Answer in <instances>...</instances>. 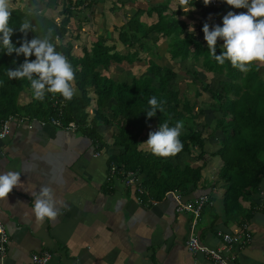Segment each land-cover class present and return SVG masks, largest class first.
<instances>
[{
    "label": "trees",
    "instance_id": "trees-1",
    "mask_svg": "<svg viewBox=\"0 0 264 264\" xmlns=\"http://www.w3.org/2000/svg\"><path fill=\"white\" fill-rule=\"evenodd\" d=\"M99 1L103 0H68L62 9V18L58 24L54 17L47 16L38 9L41 4L47 9H54L58 7L57 0H24V5L29 10H23L24 7L20 5L11 8L10 26L14 29L11 40L16 47H19L25 38L19 27L22 22L28 20L36 31H29L26 38L29 41L35 36L42 38L51 30L56 50L68 59L75 70L74 85L77 91L63 108V122L75 121L78 129L91 140L94 150L107 147L106 141L97 130L103 125H112L110 136L115 151L109 152L108 166L113 163L117 171L136 173L145 190L142 195L144 200H161L169 190H176L189 198L201 183L202 170L207 163L218 161L214 170L215 182L223 180L227 184L223 196L224 215L228 220L238 223L249 219V215L245 213L247 211H244L238 199L251 198L254 195L257 206L258 188L264 178V77L259 68L252 66L250 71L241 72L228 60L222 65L219 64L208 51L207 43L195 35L194 31H189L186 22L176 17V14L181 13L180 10L165 13L169 9L170 0H162L146 9L132 7L131 17H123L121 25L111 26L113 31H119L120 42L128 48L126 52L122 53L114 44L107 43L110 40V32L107 31L97 35L96 40L90 42V46L83 45L82 55L75 57L71 54L73 42L66 40V37L69 38L70 18L77 16V11H73L71 7L86 6L88 13L83 15V20L91 22L94 17L93 8ZM129 1L113 0L109 11H120ZM202 3L203 0H192L190 5L202 11L211 7L214 9L211 11L216 14L215 7L211 4L205 7ZM107 12L103 10V16ZM144 12H156V21L150 24L141 22L139 16ZM109 19L110 16L107 17V20ZM78 27L81 28V25ZM160 37L169 39V59L179 67L181 62L192 59L200 62L205 72L218 76L217 88L199 80L203 82L201 91L208 92L213 101L211 107L220 114L215 116L208 135H204L203 130L207 129L209 124L196 122V118L204 113V109L201 107L195 111L194 104L187 97L181 96L183 89L180 91L172 83L178 71L157 61L160 56L156 43ZM219 41L218 39L216 46L217 55L224 50L218 44ZM144 47L150 50L149 54L154 51L147 59L148 67L144 74L134 76L129 81H118L102 73L108 71L111 65L143 61L146 58V55H143ZM131 48H134L133 51ZM28 59L34 60L35 56ZM24 60L23 55H8L0 44V124L7 116L16 113L30 119L44 120L57 115L53 101L55 98H61L60 94L45 92L44 99L39 100L34 97L30 82L26 78L9 80L7 69L14 70ZM189 73L194 77L193 82L198 80L199 72L196 69ZM22 91L27 92L31 99L26 104L17 101ZM202 92L196 91V94L200 95ZM153 96L158 101L165 102L164 113L157 110L154 117L148 118V101ZM165 121L170 127L175 126L177 121L183 122L184 131L180 135L182 151L175 156L159 157L140 149L141 135H148L149 124L154 122L156 131ZM87 122L90 124L86 125ZM198 126L202 128L199 129ZM207 143L217 148L208 151L205 149ZM186 153L202 163L197 166L183 163L180 159ZM174 204L176 206L175 202Z\"/></svg>",
    "mask_w": 264,
    "mask_h": 264
},
{
    "label": "crops",
    "instance_id": "crops-1",
    "mask_svg": "<svg viewBox=\"0 0 264 264\" xmlns=\"http://www.w3.org/2000/svg\"><path fill=\"white\" fill-rule=\"evenodd\" d=\"M161 1L130 0L129 4L120 8L119 15L109 11L112 5L109 1L108 7L95 8L94 13L109 25L118 24L112 18L118 16L122 21L123 17H131L133 10L130 8L146 9ZM16 4L26 8L24 0H11L10 7L15 8ZM39 7L47 15L46 7L43 4ZM212 7L216 8V14L211 11L214 10L211 7L207 11L193 5L182 8L179 0H170L165 13L180 10L181 13L176 14V17L188 24L189 31H193L190 27L194 29L195 35L205 43L202 31L205 23L209 24L211 30L215 25L223 26V16L229 11L236 14L247 12V9L227 5L225 0H220L218 6ZM103 10L108 11L104 16ZM95 18L87 25L94 26ZM139 19L147 24L154 23L157 13L144 12ZM82 21L83 17L79 16L78 25H82ZM108 38V44H117L118 47L113 37ZM115 39L120 42L119 31ZM168 40L160 37L156 43L160 56L157 61L174 69L177 63L169 59ZM218 44L222 47L223 41L220 40ZM81 55L82 50L75 57ZM148 58L146 55L143 61L126 65L129 70L124 71V75L129 74L131 79L144 74ZM119 66L124 67L121 64L111 65L108 71L102 73L111 77V68ZM252 66H257L264 77V63L255 62ZM29 100L26 92L19 93L18 103L26 104ZM31 124L32 127H28L24 122L14 127L8 137L0 139V174L5 171L21 173L18 188H14L5 201H0V222L8 236L6 254L0 259V264H31V256L42 251L51 254L49 264H214L203 253L188 250L186 240L190 233L191 216L186 212H176L170 197L152 199L153 202H149L151 198H148L139 202L137 197L142 195L135 192L134 186L124 185L121 178L108 179V157L109 152L114 151L113 146L106 142V148L94 150L91 140L80 129L52 125L41 127L35 121ZM141 137L139 148L150 153L151 150L143 143L148 138H145L146 135ZM96 152L99 155L95 156ZM180 160L192 166L202 163L188 154H184ZM217 163H207L202 170L201 183L188 196L206 195L210 201L202 210L194 234L201 243L215 247L220 243L215 234L217 229L231 233L248 231L250 242L230 249L235 263L264 264V178L258 188L260 194L257 206L254 195L238 199L249 219L243 223L228 220L223 213V196L227 184L223 180L215 182ZM42 186L50 187L59 201L58 215L55 219L45 218L43 222L37 223L33 208L35 194Z\"/></svg>",
    "mask_w": 264,
    "mask_h": 264
},
{
    "label": "clouds",
    "instance_id": "clouds-1",
    "mask_svg": "<svg viewBox=\"0 0 264 264\" xmlns=\"http://www.w3.org/2000/svg\"><path fill=\"white\" fill-rule=\"evenodd\" d=\"M227 5L236 9H247V12L236 14L229 11L223 16L222 25L211 28L208 23L203 25L202 31L207 42L208 51L219 63L225 60L238 68L241 72L251 70L255 62L264 63V0H225ZM182 8L190 5L191 0H179ZM207 6L212 0H203ZM11 0H0V44L6 49L8 55L15 53L23 55L25 60L14 70L7 69L6 75L11 79H27L30 82L34 97L43 100L45 92L60 94L65 100L70 101L76 94L74 85L75 70L68 59L56 50L52 42L50 30L42 38L35 36L30 41L26 38L29 31L36 29L28 20L22 22L19 31L24 34V39L19 47L11 40L14 29L10 26L12 10ZM194 10V8L192 9ZM194 31L191 27L189 28ZM222 40L224 49L220 55L216 54L217 41ZM34 60H29L31 56ZM150 110L146 111L148 118L156 115L159 110L164 113V101H158L153 96L149 101ZM184 128L182 121H177L170 127L167 121L160 124L158 130L150 131L148 139L143 142L148 146L153 155L159 157L175 156L183 149L180 135ZM21 173L5 171L0 174V201H5L14 188L20 185ZM56 199L53 191L48 186H42L35 194L33 212L37 223L48 219H55L58 215Z\"/></svg>",
    "mask_w": 264,
    "mask_h": 264
},
{
    "label": "built area",
    "instance_id": "built-area-1",
    "mask_svg": "<svg viewBox=\"0 0 264 264\" xmlns=\"http://www.w3.org/2000/svg\"><path fill=\"white\" fill-rule=\"evenodd\" d=\"M220 0H212L210 3L212 6H218ZM205 5L204 3H202ZM61 98H55L53 101V107L57 112V115H52L48 119H30L29 117L22 114H12L7 116L0 124V139H4L8 137L13 131L14 127L21 126L24 122L26 126L32 127L31 122L35 121L41 127L46 125H52L58 128H65L76 130L78 129V125L75 121H70L68 123H64L61 115L63 113V108L67 102L61 95ZM90 123L87 122L86 125ZM99 155V152L95 153V156ZM108 179L113 178H121V181L124 185L134 186L135 192L144 194L145 190L141 186V179L138 177L136 173L133 171H117V167L115 164H110L108 166ZM260 194V193H259ZM166 197H170L175 203V211L186 212L191 216V221L189 225L190 233L186 240L187 248L190 252L203 253L210 261L214 264H236L235 257L231 254L230 249L233 246H239L244 243L250 242L251 235L248 231H239L235 233L227 232L222 229L216 230V237L220 240L218 246L212 247L206 244L201 243L198 236L194 234L195 225L197 224L202 209L205 204L209 203V199L206 195H199L195 198H187L182 195L180 192L176 190H169L165 193ZM139 202L143 201V197H137ZM149 202H153L152 199L148 200ZM244 225H242L243 227ZM241 227V228H242ZM8 244V236L5 230L4 225L0 222V259L2 260L6 254ZM51 258V254L48 251H42L40 253H35L31 256V264H49Z\"/></svg>",
    "mask_w": 264,
    "mask_h": 264
},
{
    "label": "rangeland",
    "instance_id": "rangeland-1",
    "mask_svg": "<svg viewBox=\"0 0 264 264\" xmlns=\"http://www.w3.org/2000/svg\"><path fill=\"white\" fill-rule=\"evenodd\" d=\"M109 1L110 0L99 1L98 4L96 6H94L93 9L104 8V5H105V7L106 6L108 7ZM110 2H113V0H111ZM57 3H58V7H54V9H47L46 8V13H47V15L52 16V17L56 16L55 19H58L56 22L59 23L60 19L62 18V9L64 8L65 5H67V3H65V0H57ZM129 3L130 2H126L125 5H127ZM118 5H120V4H118ZM16 6H17V4H16ZM39 8L40 7H38V9ZM24 9H26V8H24ZM73 11H77L76 15H79L78 12L80 11V16L83 17L84 14L88 13V8L86 6L82 7L80 5L77 8L73 9ZM59 12L61 13L60 15L58 14ZM119 14H120L119 11H116V15H119ZM129 15L130 14L128 13V17H129ZM94 16L96 17L95 18L96 24H94V26H92L91 24L87 25V21L86 22L82 21L81 28L78 27L79 16L71 17L69 24H68V27L70 30L69 40L74 42V46H73L71 54L74 56H77L80 53V50H81L83 45H88L90 42L95 41L97 35H99L100 33L107 32V31L110 32L109 37L110 38L113 37V39L118 43V47H117V44H115V46L117 47V50L124 53L127 50V48L124 47L125 45H123L122 43H120L118 40L115 39L117 37V31L116 30L113 31L111 29V26L114 24L109 25L108 23H105V21L102 20L103 18L99 17V15L97 13H94ZM120 19L121 18L118 16H116L115 18H112L113 22L118 23L116 25H121L122 22L120 21ZM189 24H190V22H189ZM187 26H188V24H187ZM187 29H188V27H187ZM66 38H68V37H66ZM119 47H121V49ZM132 49H134V48H132ZM144 50L146 52L145 55H147L149 58L154 53V51L153 52L151 51V54H149L150 50L146 47H144ZM144 63L146 64V62H144ZM128 64L129 63H122L121 65L124 67L119 66L120 68H111L109 75L111 77H113L115 80L129 81L130 75L129 74L124 75V73H125L124 71L129 70V69H127L128 67H125ZM140 68H142V67H140ZM131 69L133 72L135 71V68L133 66L131 67ZM174 69L179 71V73L176 76V78L172 81V83L175 85L176 88H179L180 91L183 89L181 96L187 97L194 104V110L195 111H198L201 107L204 109V113L202 115H200L198 118H196V122H198L200 124H205V123L209 124V127L207 129L203 130V131H205L204 135H208L210 133V131H209L210 128H212V126L214 124L215 116L217 117L220 114L217 110H214L211 107L213 101H212L210 95L208 94V92H202L201 91L202 90V84H203V82H206L211 87L217 88L218 87V85H217L218 76L216 74L205 72V70L201 67L200 62L199 63L195 62L192 59L181 62L180 67L178 64L175 65ZM193 69H196L199 72L198 80H195V82L192 81V79H194V77L189 73ZM186 70H189V72L188 71L186 72ZM200 79L203 82H200L199 81ZM196 91L197 92L199 91L202 93L200 95H197ZM154 125H155L154 122H151V124H149V128L147 129L148 133L146 132L147 134H149L150 131H155ZM111 127H112V125H108V126L103 125L102 128L101 129L99 128L97 131H99V133L102 135V137H104V139H106L107 143H109L111 146H113L112 150H114L115 146L113 145V139L110 136V134L112 132ZM198 128L201 129L202 127L198 126ZM182 131H184V129ZM145 138L147 139L148 135H146ZM216 148L217 147L213 144H211V146H209L208 143L205 145V149L208 151L215 150Z\"/></svg>",
    "mask_w": 264,
    "mask_h": 264
},
{
    "label": "water",
    "instance_id": "water-1",
    "mask_svg": "<svg viewBox=\"0 0 264 264\" xmlns=\"http://www.w3.org/2000/svg\"><path fill=\"white\" fill-rule=\"evenodd\" d=\"M199 196V195H198ZM198 196H194V197H189V198H195V197H198Z\"/></svg>",
    "mask_w": 264,
    "mask_h": 264
}]
</instances>
